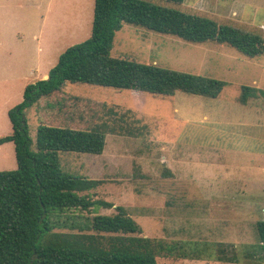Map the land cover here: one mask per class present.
I'll return each instance as SVG.
<instances>
[{"label":"rangeland","instance_id":"1","mask_svg":"<svg viewBox=\"0 0 264 264\" xmlns=\"http://www.w3.org/2000/svg\"><path fill=\"white\" fill-rule=\"evenodd\" d=\"M144 1L264 38V0ZM94 8L95 0H0V139L13 132L9 111L23 102L25 88L44 80L68 48L91 38ZM111 56L228 85L211 99L67 83L51 100L62 107L46 103V109L45 98L40 109L28 108L33 151L39 126H51L46 123L107 131L102 155L60 153L59 159L66 174L103 183L83 195L114 207L96 205L88 213L68 215L86 223L123 207L145 237L207 244L214 254L226 245L228 257L233 250L238 257L258 253L256 224L264 221V99L244 106L239 98L242 86L264 90V55L251 59L228 45L185 42L123 25ZM7 144L0 147V172L18 168L15 146ZM251 262L159 258L160 264H264Z\"/></svg>","mask_w":264,"mask_h":264},{"label":"trees","instance_id":"2","mask_svg":"<svg viewBox=\"0 0 264 264\" xmlns=\"http://www.w3.org/2000/svg\"><path fill=\"white\" fill-rule=\"evenodd\" d=\"M161 1L182 5L185 0ZM123 25L174 36L185 42L212 41L228 45L251 59L264 55V38L208 18L144 0H95L91 38L68 48L48 78L28 85L23 102L9 111L13 132L1 138L0 144H14L18 168L0 172V264H160V257L216 258L229 262L241 258L247 263L253 259L264 262V221L256 224L258 253H242L238 257L233 250L228 257L226 245H220L214 254V249L207 244L167 243L145 237L142 228L123 207H116L112 215L86 218V223H79L76 216L68 215L88 213L96 205L114 207L83 195L103 183L66 174L59 159L60 153L102 155L107 131L100 126L76 129L46 123L51 126H39L33 151L25 115L28 108L36 105L40 109V101L45 98H48L43 102L46 109V103L62 107L61 102L51 100L62 94L67 83L161 97L182 92L211 99L217 98L228 85L221 80L156 64L113 58L114 38ZM259 98L264 99V90L241 87L240 104L246 106L249 100Z\"/></svg>","mask_w":264,"mask_h":264},{"label":"crops","instance_id":"3","mask_svg":"<svg viewBox=\"0 0 264 264\" xmlns=\"http://www.w3.org/2000/svg\"><path fill=\"white\" fill-rule=\"evenodd\" d=\"M48 75H49V74L44 75L43 79H44V80L47 79V78H48ZM11 143H12V142H9V144H11ZM12 144H13V143H12ZM5 145H8V144H7V143L0 144V147L5 146Z\"/></svg>","mask_w":264,"mask_h":264}]
</instances>
